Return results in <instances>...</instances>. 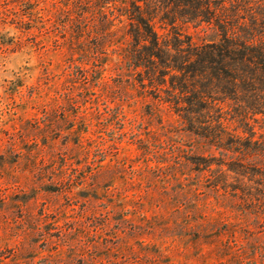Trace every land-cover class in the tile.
Here are the masks:
<instances>
[{"label": "rangeland", "instance_id": "1", "mask_svg": "<svg viewBox=\"0 0 264 264\" xmlns=\"http://www.w3.org/2000/svg\"><path fill=\"white\" fill-rule=\"evenodd\" d=\"M225 39L264 52V0H0V264H264V78L191 55Z\"/></svg>", "mask_w": 264, "mask_h": 264}, {"label": "trees", "instance_id": "2", "mask_svg": "<svg viewBox=\"0 0 264 264\" xmlns=\"http://www.w3.org/2000/svg\"><path fill=\"white\" fill-rule=\"evenodd\" d=\"M107 4H110V2H107ZM121 17L130 16L122 14ZM134 19L139 27V29L133 30L132 32L135 40L134 46L137 52L141 51L140 56L137 58L140 64H137L136 68H147V64H153L155 58H161L163 52L161 51L159 38L154 34L151 25L142 16ZM114 23L115 20L109 22L110 27H113ZM109 32L111 34L114 33L111 32V28ZM241 43H235L229 39H225L222 45L213 47L208 52L201 53L192 50L191 55L194 57L196 64L209 70V77L212 82H223L229 91V87L234 88L236 86V83H238V75L241 73L248 76L260 74L264 78V52L256 48L250 49L247 46L248 42ZM197 76L198 74L196 72L195 77ZM188 89L189 86L187 83H183L180 91L183 92ZM194 96H197L196 92H194Z\"/></svg>", "mask_w": 264, "mask_h": 264}]
</instances>
